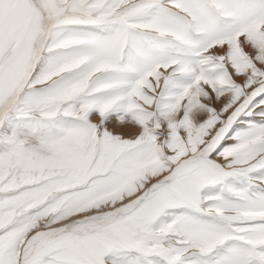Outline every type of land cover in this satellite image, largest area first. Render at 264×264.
<instances>
[{"label": "snow or ice", "instance_id": "snow-or-ice-1", "mask_svg": "<svg viewBox=\"0 0 264 264\" xmlns=\"http://www.w3.org/2000/svg\"><path fill=\"white\" fill-rule=\"evenodd\" d=\"M0 264H264V0H0Z\"/></svg>", "mask_w": 264, "mask_h": 264}]
</instances>
